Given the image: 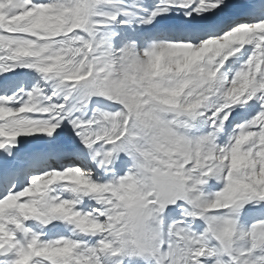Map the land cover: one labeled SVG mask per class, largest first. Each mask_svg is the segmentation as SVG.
Returning <instances> with one entry per match:
<instances>
[{"label": "snow or ice", "instance_id": "snow-or-ice-1", "mask_svg": "<svg viewBox=\"0 0 264 264\" xmlns=\"http://www.w3.org/2000/svg\"><path fill=\"white\" fill-rule=\"evenodd\" d=\"M0 264H264V0H0Z\"/></svg>", "mask_w": 264, "mask_h": 264}]
</instances>
